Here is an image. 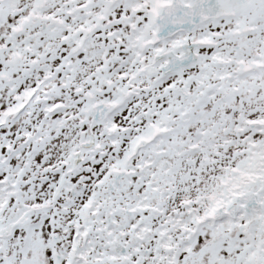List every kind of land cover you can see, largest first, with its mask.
I'll return each mask as SVG.
<instances>
[{"label": "snow or ice", "instance_id": "obj_1", "mask_svg": "<svg viewBox=\"0 0 264 264\" xmlns=\"http://www.w3.org/2000/svg\"><path fill=\"white\" fill-rule=\"evenodd\" d=\"M0 264H264V0H0Z\"/></svg>", "mask_w": 264, "mask_h": 264}]
</instances>
